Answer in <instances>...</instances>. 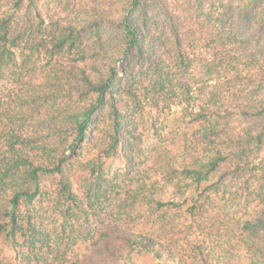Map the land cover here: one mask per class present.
Wrapping results in <instances>:
<instances>
[{
	"label": "trees",
	"instance_id": "16d2710c",
	"mask_svg": "<svg viewBox=\"0 0 264 264\" xmlns=\"http://www.w3.org/2000/svg\"><path fill=\"white\" fill-rule=\"evenodd\" d=\"M0 245L264 264V0H0Z\"/></svg>",
	"mask_w": 264,
	"mask_h": 264
},
{
	"label": "rangeland",
	"instance_id": "374dc122",
	"mask_svg": "<svg viewBox=\"0 0 264 264\" xmlns=\"http://www.w3.org/2000/svg\"><path fill=\"white\" fill-rule=\"evenodd\" d=\"M77 262L68 263V264H90L89 259L85 258V260L82 262V258H77ZM0 264H21L20 260L17 258H14V254L12 250L9 247H5L0 245Z\"/></svg>",
	"mask_w": 264,
	"mask_h": 264
}]
</instances>
